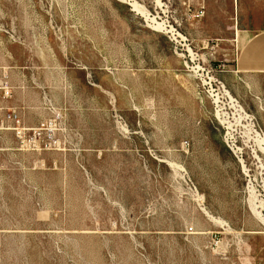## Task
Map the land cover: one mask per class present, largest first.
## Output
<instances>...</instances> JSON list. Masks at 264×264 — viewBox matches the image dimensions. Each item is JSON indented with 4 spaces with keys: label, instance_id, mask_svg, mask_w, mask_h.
<instances>
[{
    "label": "rangeland",
    "instance_id": "obj_1",
    "mask_svg": "<svg viewBox=\"0 0 264 264\" xmlns=\"http://www.w3.org/2000/svg\"><path fill=\"white\" fill-rule=\"evenodd\" d=\"M261 32L264 0H0V264H264Z\"/></svg>",
    "mask_w": 264,
    "mask_h": 264
},
{
    "label": "crops",
    "instance_id": "obj_2",
    "mask_svg": "<svg viewBox=\"0 0 264 264\" xmlns=\"http://www.w3.org/2000/svg\"><path fill=\"white\" fill-rule=\"evenodd\" d=\"M248 42L250 45L246 56L253 59L247 62L248 58L244 56L240 63L241 67L245 68L246 72L256 70L257 72L264 73V32L252 36ZM4 72H6V68L0 62V74Z\"/></svg>",
    "mask_w": 264,
    "mask_h": 264
},
{
    "label": "bare ground",
    "instance_id": "obj_3",
    "mask_svg": "<svg viewBox=\"0 0 264 264\" xmlns=\"http://www.w3.org/2000/svg\"><path fill=\"white\" fill-rule=\"evenodd\" d=\"M260 152L264 153V149H261ZM253 158H254L256 161H260L259 156H258L255 152H254V156H253ZM253 206H254V205H253ZM253 206H252V207H253ZM254 208H255V207H253L251 210H253L254 213H256V214L259 216V215H260L259 212H255ZM253 211H252V212H253ZM259 211H260V210H259ZM256 214H255V215H256ZM260 219H261V218H260ZM262 219H264V218H262ZM261 221H262V220H261ZM262 222H264V221H262Z\"/></svg>",
    "mask_w": 264,
    "mask_h": 264
},
{
    "label": "built area",
    "instance_id": "obj_4",
    "mask_svg": "<svg viewBox=\"0 0 264 264\" xmlns=\"http://www.w3.org/2000/svg\"><path fill=\"white\" fill-rule=\"evenodd\" d=\"M200 14H201V12H200ZM16 134H20V132L19 131H16ZM17 136H19V135H17Z\"/></svg>",
    "mask_w": 264,
    "mask_h": 264
}]
</instances>
